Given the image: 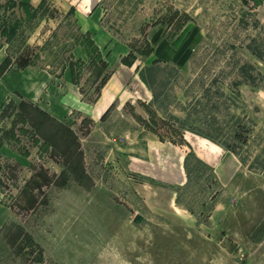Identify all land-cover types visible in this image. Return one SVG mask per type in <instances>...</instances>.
<instances>
[{"label":"rangeland","instance_id":"374dc122","mask_svg":"<svg viewBox=\"0 0 264 264\" xmlns=\"http://www.w3.org/2000/svg\"><path fill=\"white\" fill-rule=\"evenodd\" d=\"M41 2L0 1V264H264V0ZM158 26L166 60L150 58ZM95 30L152 98L57 116L43 105L70 96V62L84 105L112 74Z\"/></svg>","mask_w":264,"mask_h":264},{"label":"crops","instance_id":"0c3cea01","mask_svg":"<svg viewBox=\"0 0 264 264\" xmlns=\"http://www.w3.org/2000/svg\"><path fill=\"white\" fill-rule=\"evenodd\" d=\"M2 1V0H0ZM36 2L37 0H30ZM98 0H95L96 3ZM92 29V26H89ZM94 39L97 45L102 49H107L108 61L112 62V74L102 87L101 94L94 104H83L80 98V91L76 83V66L73 60L68 64L66 69V75L64 76L65 88L70 91V96L62 97L59 100L62 103L60 105H43L49 111L57 116H61L66 110L67 106L80 107L84 111L88 112L93 118L97 119L113 104L123 103L128 99L143 98L150 100L152 98V91L148 88L146 83L142 81L138 73L137 66H129L122 62V57L125 52L122 51L121 44L111 42L110 36L104 31H94ZM150 42L153 46L150 58L154 59H168L172 57L173 46L168 39L165 27H156L150 37ZM76 58L86 59L87 53L85 48L77 46L75 49ZM2 56H0V62ZM12 91L11 87L2 85L0 82V103L8 96ZM57 92V91H56ZM80 105V106H79ZM186 138L190 143L193 151L202 159L209 163L218 164L221 158H224V148L200 135L192 132L186 133ZM176 148L177 146L174 145ZM170 162V161H169ZM168 162V163H169ZM172 162V161H171Z\"/></svg>","mask_w":264,"mask_h":264},{"label":"trees","instance_id":"16d2710c","mask_svg":"<svg viewBox=\"0 0 264 264\" xmlns=\"http://www.w3.org/2000/svg\"><path fill=\"white\" fill-rule=\"evenodd\" d=\"M45 2V0H42L41 4H43ZM21 5H28L27 3L25 2H20ZM87 45H88V50L90 53H92L95 49H99V46L95 43L94 39H91V40H88L87 41ZM153 51V48H151V52ZM27 60L24 59H21L19 61V65L20 66H24L26 64ZM123 62H126V61H123ZM11 63V60L9 58H6L5 61L2 63V65L0 66V71L6 67L8 64ZM128 63V62H126ZM106 80L103 81L101 87L105 84ZM93 100V99H92Z\"/></svg>","mask_w":264,"mask_h":264}]
</instances>
